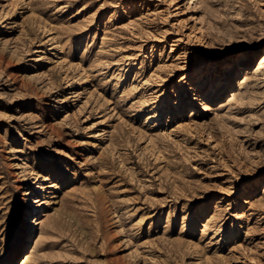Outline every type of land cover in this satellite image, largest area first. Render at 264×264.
I'll use <instances>...</instances> for the list:
<instances>
[{
    "label": "rangeland",
    "instance_id": "374dc122",
    "mask_svg": "<svg viewBox=\"0 0 264 264\" xmlns=\"http://www.w3.org/2000/svg\"><path fill=\"white\" fill-rule=\"evenodd\" d=\"M0 56V263L264 264V0H0Z\"/></svg>",
    "mask_w": 264,
    "mask_h": 264
},
{
    "label": "bare ground",
    "instance_id": "6f19581e",
    "mask_svg": "<svg viewBox=\"0 0 264 264\" xmlns=\"http://www.w3.org/2000/svg\"><path fill=\"white\" fill-rule=\"evenodd\" d=\"M2 64H3L2 57L0 56V66ZM13 79L15 80L16 78L13 77ZM35 185L36 186L33 189L34 198L31 199V201H34L36 199V197H38V195H36L37 192L41 191L45 187H47V188L50 187L51 184H45L43 182L38 181L35 183ZM27 209L28 210H27L26 216L21 221L23 222V224L25 223V224L29 225L30 222L33 223L31 220L33 216L32 215L30 216L31 208H27ZM34 221L39 223L37 218ZM24 227H25V225H24ZM31 233H32L31 227L26 226L22 232L17 234L15 240L12 242V245L9 248V252H8L6 260L0 264H16L17 258L21 252H22L21 254L24 255V256H22L21 264H28V260L30 259L31 254H29V252H27V251L25 252L24 250L26 249L25 243L28 241V238H30L29 235H31ZM111 261H113V260H111ZM114 263H116V262H114ZM114 263H112V264H114Z\"/></svg>",
    "mask_w": 264,
    "mask_h": 264
}]
</instances>
